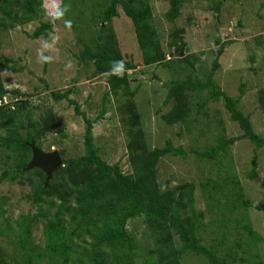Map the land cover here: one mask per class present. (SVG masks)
<instances>
[{
    "label": "trees",
    "instance_id": "obj_1",
    "mask_svg": "<svg viewBox=\"0 0 264 264\" xmlns=\"http://www.w3.org/2000/svg\"><path fill=\"white\" fill-rule=\"evenodd\" d=\"M168 1L167 19L174 21L180 16L185 0ZM63 2L70 5L66 18L72 20V28L74 30L81 28L80 30L85 31L87 35L86 38L79 36V43L83 49L76 57L79 58L80 66L88 69L93 66L94 69L91 68L93 76L106 75L110 69V62L115 60L123 59L128 71L135 69L131 55L121 50L112 32L111 21L121 15L120 10L132 20L145 66L156 64L164 68H174L176 71H185L188 67L192 74L197 73V61L205 52L199 54L190 52L181 56V50L184 51L186 48L184 28L174 30L172 40L169 41L168 48H165L154 23L151 0H63ZM222 5L223 0H219L214 8L220 11ZM17 8L20 13L25 9L26 13L31 14L32 19L44 16L41 0H0V12L5 11L9 17L12 16L10 22L3 24L0 20V24L12 27L18 23L20 21L18 16L11 13ZM98 20H102V25H99ZM53 26L49 21H43L32 37L43 34L49 39L48 33L53 30ZM230 42L231 39L222 40L221 36H217L216 43L220 46L210 71L204 77L199 74L194 77L178 76L166 84L168 93L165 103L174 102L171 110L163 114L166 123L190 122V96L206 91L207 100L199 104L196 110L198 114L209 100L223 99L232 117L239 119L244 130L252 127L238 105L239 99L245 93L244 85L241 86V94L237 98L226 93L214 78L221 66L220 56ZM0 66L17 72L22 70V67L15 64L10 66L2 60ZM176 66L180 67V70ZM106 76L112 88L106 91L104 104L107 102V96L118 89L132 98L140 89L141 84L131 88L127 74L123 78L115 75ZM9 91L5 87L0 71V130L4 131L0 133V148L10 149L15 153L13 156L15 168L5 170L3 175L22 184L27 182L31 185L32 192L27 196L37 206V211L21 214L16 220V226H13L10 218L5 217L9 196L0 195V236H12L11 241L15 248L10 254L0 243V264H184L183 259L187 254L203 256L208 264L246 262L264 264V261L259 259L258 252L252 253L251 258L245 254L251 251L252 244L263 242L264 236L255 230L248 217L245 220L243 216L233 218L236 209L249 208L250 203L245 198L241 180L231 171L233 166L231 155L230 164L226 165L229 169L223 175H219L218 181L202 182L208 201L207 208L211 214H217L218 217L214 219L219 222L213 232L218 235L210 244H207L203 235L207 226L206 212L197 209L196 206L197 184L190 181L173 188L162 189L157 182L156 174L160 158L169 154L187 156L193 152L198 159H206L219 165L229 154L231 144L236 139L247 137L254 144L253 168L248 173L249 178L253 179L256 176L258 150L264 147V137L260 133L247 129V132L229 140L223 135L218 138L215 145L202 151L195 149L188 151L182 144L175 145L172 140L164 147L151 149L144 140L138 111L133 105H128L126 111L131 118L130 121L125 119L124 121L129 125L130 141L127 148L132 173L125 174L119 163H109L102 156L95 142L93 126L106 111L105 105L99 116L90 118L81 109L80 104L70 96L71 89L62 93L53 91L55 99H67L74 106L76 113L84 118L86 128L84 152L66 157L65 150H59L64 164L47 182V175L41 168L35 167L31 170L24 168L32 157L29 142L35 141L43 149L39 143L43 134L54 130L61 131L57 127L56 115L49 110L40 116V121H31L30 114L27 116L24 114L29 107L28 100L24 103L14 101L11 104L3 101ZM12 92L20 94L19 90ZM258 100L264 111V87L258 90ZM24 116L29 118L27 127L24 126ZM23 129L27 130L26 134L22 133ZM62 136L67 135L62 132ZM25 174L28 175V180H23ZM0 179H3V176ZM257 207L264 210V205ZM4 219L6 225L2 223ZM135 219H142L141 223L145 226V231L139 239L148 241L153 239L152 244L141 243L137 235L129 230V223ZM37 223L43 224L46 245L42 250H39L38 245L32 240ZM230 225L231 230L227 231ZM240 229H245L248 235H241ZM222 230L226 232L222 233ZM229 234L238 237L230 239ZM217 238L219 240L215 242Z\"/></svg>",
    "mask_w": 264,
    "mask_h": 264
},
{
    "label": "rangeland",
    "instance_id": "obj_2",
    "mask_svg": "<svg viewBox=\"0 0 264 264\" xmlns=\"http://www.w3.org/2000/svg\"><path fill=\"white\" fill-rule=\"evenodd\" d=\"M218 1L185 0L180 16L170 21L166 13L169 9V1L151 0L154 23L164 41L165 48H168L174 30L184 28L186 48L182 56L190 52L197 54L205 52L204 56H200L197 61L196 74L202 77L210 71L216 58L220 46L216 43L217 36H221L222 40L231 39L220 56L221 66L214 78L226 93L237 98L241 94V86L244 85L245 93L239 99L238 105L248 117L251 128L244 130L241 127L239 119L232 117L223 99L209 100L198 114L196 110L199 104L207 100L206 91L190 96V122L166 123L163 114L171 110L174 103L173 101L165 103L168 93L166 84L172 78L189 75L194 77L196 74H192L188 67L185 71H176L174 68H164L156 64L145 66L132 20L122 10H120L121 15L111 21V26L121 50L131 55L135 65V69L129 70L130 74H127L131 88L141 84L134 98L118 89L117 92H111L107 96V102L104 104L105 93L112 88L108 82V76L100 74L93 76V66H91L92 69H88L78 64L79 58L76 56L83 49L79 43V36L86 38L87 35L85 31L80 30L81 28L66 29L63 21H57L51 30L59 35V41L53 48L44 52L45 55L53 57V62H39L38 53L41 50V44L48 38L43 34L34 38L32 34L43 21H48V18L44 15L41 18L30 19L28 16L31 14L26 13L25 9L20 13L17 8L11 13L13 16H18L20 19L18 23L12 27L0 24V60L10 66L15 64L17 67H22V70L17 72L0 66L5 87L10 90L5 95V102L24 103L28 100L29 107L24 114L26 116L30 114L33 122L40 121L41 115L52 110L56 115L58 129L65 132L67 136L63 137L62 132L58 130L49 131L43 134L39 143L46 151L65 150L66 157L84 152L86 122L76 113L74 106L67 99H55L52 92L62 93L71 89L70 96L80 104L81 109L90 118L99 116L105 105L106 111L93 126L95 142L102 156L109 163H119L120 169L125 174L132 173L127 148L130 141L129 125L124 121V119L130 121L131 118L126 111L128 105H133L138 111L144 140L151 149L164 147L172 140L175 145L182 144L188 151L192 149L202 151L215 145L218 138L223 135L229 140L237 138L249 129L264 137V111L258 100V90L264 87V0H223L220 11H217L214 6ZM7 14L5 11L0 12V20L3 24L10 22L12 17ZM98 22L102 25V20ZM69 60L72 61L73 67L66 70L65 65ZM176 67L180 70V67ZM13 90H19L20 94L13 93ZM28 119V117L24 119L25 127L29 123ZM25 129L22 130L24 134L27 132ZM0 133L4 131L0 130ZM14 155L13 150L0 148V177L3 176V179H0V195L9 196L5 217L8 216L12 225L16 226V220L21 214L35 213L37 206L27 196L32 192L30 184L27 182L22 184L18 180H12L3 175L5 170L15 168ZM230 155L233 160L231 171L241 180L245 198L250 203L249 208L236 209L233 218L243 216L245 220L248 217L255 230L264 236V210L257 207L264 205V147L258 150L256 176L253 179L249 178L248 173L253 168L254 144L247 137L236 139L231 144L224 162H220L219 165L206 159L200 160L193 152L187 156L169 154L160 158L158 162L157 182L162 189L173 188L190 181L197 184L196 206L197 209H203L206 212L207 226L203 235L207 244H210L218 235L213 232L219 222L214 219L218 217L217 214H211L207 208L208 201L202 182L218 181L219 175H223L229 169L226 165L230 164ZM23 180H28L27 174L24 175ZM141 220H132L128 228L137 235L141 243L152 244L153 239L151 241L139 239L145 231ZM2 223L7 224L5 219ZM230 230L231 225L227 231ZM7 232L13 234L10 231ZM224 232L226 230H222V233ZM239 232L241 235H248L245 229H240ZM234 236L229 234L230 239ZM11 240L12 236H0V243L10 254L15 250ZM32 240L38 245L39 250L45 247L43 224L35 225ZM218 240L217 238L215 242ZM251 247V251L245 253L246 256L251 258L252 253L258 252L259 259L264 261V241L257 245L252 244ZM183 263L208 264L203 256L196 254L185 255Z\"/></svg>",
    "mask_w": 264,
    "mask_h": 264
},
{
    "label": "clouds",
    "instance_id": "obj_3",
    "mask_svg": "<svg viewBox=\"0 0 264 264\" xmlns=\"http://www.w3.org/2000/svg\"><path fill=\"white\" fill-rule=\"evenodd\" d=\"M41 10L43 14L48 18L49 23L55 25L57 21H63L64 27L71 30L73 22L71 19L66 18L70 11V5L65 4L63 0H41ZM30 19L32 17L30 16ZM49 39L44 40L41 44V50L38 53V60L41 63H52L53 57L45 55L44 52L53 48V46L59 41L60 37L55 32L48 33ZM73 67L71 60L65 65L66 70ZM126 74H130L126 68V62L121 60H115L110 62V69L106 75H115L119 78H123ZM19 87V86H18ZM22 91L24 89H21ZM6 99V96L4 97ZM3 101H6V100ZM1 103V102H0ZM44 150V149H43Z\"/></svg>",
    "mask_w": 264,
    "mask_h": 264
},
{
    "label": "water",
    "instance_id": "obj_4",
    "mask_svg": "<svg viewBox=\"0 0 264 264\" xmlns=\"http://www.w3.org/2000/svg\"><path fill=\"white\" fill-rule=\"evenodd\" d=\"M183 53V50H181V56ZM29 145L32 148V158L24 169L41 168L46 173V180L49 182L53 178L54 172L64 164L60 151L57 149L51 151L43 150L35 141L29 142Z\"/></svg>",
    "mask_w": 264,
    "mask_h": 264
}]
</instances>
